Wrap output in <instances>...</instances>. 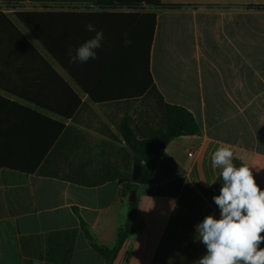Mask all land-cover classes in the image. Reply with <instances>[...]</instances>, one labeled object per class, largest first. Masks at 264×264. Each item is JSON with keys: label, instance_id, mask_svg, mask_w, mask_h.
I'll list each match as a JSON object with an SVG mask.
<instances>
[{"label": "crops", "instance_id": "crops-1", "mask_svg": "<svg viewBox=\"0 0 264 264\" xmlns=\"http://www.w3.org/2000/svg\"><path fill=\"white\" fill-rule=\"evenodd\" d=\"M161 3L138 12L156 14L150 74L164 101L191 111L202 133L172 140L150 182L138 185L133 232L113 264H195L206 253L194 226L209 214L220 216L212 197L222 185L219 170L211 167L218 147L228 145L234 164L249 167L264 190V0ZM0 10L55 70L37 57L14 60L30 66L5 77L15 79L13 91L29 99L0 89L10 102H0V264H106L75 209L95 242L113 248L129 219L130 194L118 179L86 186L78 175H98L119 152L122 158L123 148L127 161L115 120L145 96L138 48L151 22L138 26L137 18L128 25L127 17L102 10L96 0H0ZM18 11L43 13L53 44L73 54L95 35L89 23L103 30L97 58L88 63L107 65L85 77L108 103L89 98L17 19ZM125 33L132 41L127 47Z\"/></svg>", "mask_w": 264, "mask_h": 264}, {"label": "trees", "instance_id": "trees-1", "mask_svg": "<svg viewBox=\"0 0 264 264\" xmlns=\"http://www.w3.org/2000/svg\"><path fill=\"white\" fill-rule=\"evenodd\" d=\"M97 6L104 11L111 12L113 15L119 17H127L128 25H131L133 20L137 21L140 18L138 26H142V22L150 20V29L145 28L144 45L138 48L139 59V75L143 76V90L144 95L153 94L154 99L158 105L160 123L159 126H155L153 123L146 122L144 124L135 123L133 118L129 114H125L121 119L118 130L121 135V140L127 147L128 158L127 166L124 172H120L115 163L108 162L106 166L99 169L97 172H105V174H98L93 176L78 175L79 178L85 181L81 182L86 186L98 185L104 181L118 179L123 187L124 194H130L132 190H136L138 185L148 184L152 177V172L156 168L158 162L164 154L167 145L174 139L182 136H194L200 135L202 129L198 124L195 116L191 111L183 106L173 105L166 103L162 94L158 91L153 83L150 74V53L153 30L156 24V14L143 12L141 16L139 11L144 9V5L162 7L161 0H96ZM21 4H7V8L22 7ZM176 8L179 6H169ZM264 8V7H259ZM120 10H127L128 12H116ZM17 19L24 24V26L38 39L42 46L58 61L62 68L67 71L71 77L80 85V87L89 95V98L96 103H108L104 102L103 98L98 97L95 91L89 87L87 77L85 75L91 70L100 73L104 71L107 61L101 60L95 62V64L75 63L70 64L67 59L69 49L66 46H60L53 44V32L50 31L51 25H49L44 19L43 13L18 11L15 13ZM140 17H139V16ZM143 20V21H141ZM145 20V21H144ZM72 50V49H71ZM37 57L42 60L47 70L55 72L54 68L44 60L42 53L39 49L28 39V37L18 29L15 23L10 19L8 13L0 10V89L7 92L12 91L15 95H18L24 99H29L28 96L21 93H15L13 91L16 80L9 79L5 76L11 75V73L23 70H27L30 64L18 63L17 59L33 58ZM142 61V62H141ZM143 63V64H142ZM90 68V69H89ZM143 69V70H142ZM23 73V72H22ZM4 76V77H2ZM78 100V97H76ZM112 101V100H107ZM0 102L2 104H10L9 100L0 96ZM14 104V103H13ZM54 144V141L50 142L44 150V153H48L50 147ZM142 166V175L140 180L135 183L132 179V173L134 166ZM129 166L130 170H127ZM38 168V166H35ZM44 166L40 167L39 173L43 174ZM129 219L127 224L120 228L117 234V242L113 248L101 246L95 242L93 236L80 217L79 212L75 209L76 214L81 220V228L84 232L88 242L92 248L98 252L106 261V264H113L117 258L121 248L125 241L133 232L132 222L136 217L137 203H129Z\"/></svg>", "mask_w": 264, "mask_h": 264}, {"label": "clouds", "instance_id": "clouds-1", "mask_svg": "<svg viewBox=\"0 0 264 264\" xmlns=\"http://www.w3.org/2000/svg\"><path fill=\"white\" fill-rule=\"evenodd\" d=\"M95 35L75 49H69V63H86L97 58L96 49L102 46L103 30L89 23ZM125 35L124 46L132 41ZM234 153L228 145L218 147L211 155V167L219 170V195L212 197L220 210L204 217L195 225L196 239L203 243L206 253L195 264H264V190L257 184L249 167L233 162ZM208 183L209 186L215 184Z\"/></svg>", "mask_w": 264, "mask_h": 264}, {"label": "rangeland", "instance_id": "rangeland-1", "mask_svg": "<svg viewBox=\"0 0 264 264\" xmlns=\"http://www.w3.org/2000/svg\"><path fill=\"white\" fill-rule=\"evenodd\" d=\"M153 94H147L145 95L142 99L138 100V103L135 106H131L129 109L128 114L133 118L134 122L144 124L146 122L153 123L155 126H159L160 123V118H159V110H158V105L154 99ZM117 124L115 126V129H117V132L120 134L118 130V126L120 123V118L115 120ZM124 146V145H123ZM114 155L115 152H114ZM120 152L112 159L114 163H116L117 167L119 170L122 172L125 171V168L127 166L125 162V156H124V148L122 151V158L120 156ZM122 168V169H121ZM127 170H130L129 166L127 167Z\"/></svg>", "mask_w": 264, "mask_h": 264}, {"label": "water", "instance_id": "water-1", "mask_svg": "<svg viewBox=\"0 0 264 264\" xmlns=\"http://www.w3.org/2000/svg\"><path fill=\"white\" fill-rule=\"evenodd\" d=\"M141 175H142V166L141 165L134 166L133 173H132L133 182L137 183L140 180ZM129 202L137 203V191L136 190H132V192L130 193Z\"/></svg>", "mask_w": 264, "mask_h": 264}]
</instances>
